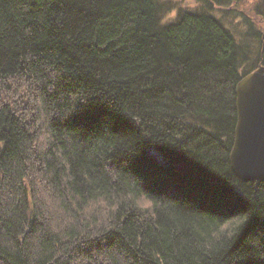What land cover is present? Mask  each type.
I'll list each match as a JSON object with an SVG mask.
<instances>
[{
    "label": "trees",
    "instance_id": "obj_1",
    "mask_svg": "<svg viewBox=\"0 0 264 264\" xmlns=\"http://www.w3.org/2000/svg\"><path fill=\"white\" fill-rule=\"evenodd\" d=\"M197 1L0 0V264H264L231 164L264 0Z\"/></svg>",
    "mask_w": 264,
    "mask_h": 264
},
{
    "label": "water",
    "instance_id": "obj_2",
    "mask_svg": "<svg viewBox=\"0 0 264 264\" xmlns=\"http://www.w3.org/2000/svg\"><path fill=\"white\" fill-rule=\"evenodd\" d=\"M237 111L232 168L244 181L264 182V67L238 82Z\"/></svg>",
    "mask_w": 264,
    "mask_h": 264
},
{
    "label": "rangeland",
    "instance_id": "obj_3",
    "mask_svg": "<svg viewBox=\"0 0 264 264\" xmlns=\"http://www.w3.org/2000/svg\"><path fill=\"white\" fill-rule=\"evenodd\" d=\"M172 1V9L169 12H166L164 17H163V23H167L170 21H173L176 19L177 14L180 9H185V10H196L200 7V3L197 0H171ZM218 7H214L213 12L216 14L218 13L217 11ZM225 25L230 28L234 36L240 40V35L247 30V26L245 25L244 21L233 19L232 22H226ZM249 48L251 50V57L254 58L255 53L257 52V43L250 41L249 43ZM246 64L243 65L244 69Z\"/></svg>",
    "mask_w": 264,
    "mask_h": 264
}]
</instances>
